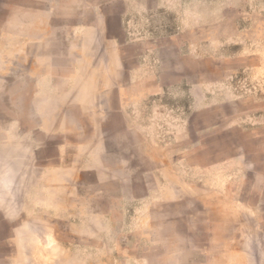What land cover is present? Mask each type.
Listing matches in <instances>:
<instances>
[{"label":"rangeland","instance_id":"374dc122","mask_svg":"<svg viewBox=\"0 0 264 264\" xmlns=\"http://www.w3.org/2000/svg\"><path fill=\"white\" fill-rule=\"evenodd\" d=\"M0 264H264V0H0Z\"/></svg>","mask_w":264,"mask_h":264}]
</instances>
